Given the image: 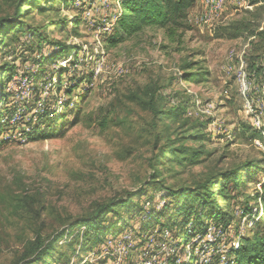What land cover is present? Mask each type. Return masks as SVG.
Returning a JSON list of instances; mask_svg holds the SVG:
<instances>
[{
    "label": "rangeland",
    "instance_id": "obj_1",
    "mask_svg": "<svg viewBox=\"0 0 264 264\" xmlns=\"http://www.w3.org/2000/svg\"><path fill=\"white\" fill-rule=\"evenodd\" d=\"M26 3L19 13L18 0H0L1 19L18 15L0 29V264H114L123 241V264H235L233 244L264 224V211L241 224L264 182L263 168L242 165H263L264 39L218 28L244 17L264 30V7L194 0L179 41L147 26L109 46L121 0ZM184 64L202 81L184 80ZM154 80L179 115L152 131L127 94ZM108 103L102 129L96 109ZM36 128L49 137L29 139ZM236 168L244 185L223 179ZM205 185L212 198L197 218L192 193ZM100 205L110 212L91 219ZM37 227L41 247L29 245Z\"/></svg>",
    "mask_w": 264,
    "mask_h": 264
},
{
    "label": "trees",
    "instance_id": "obj_2",
    "mask_svg": "<svg viewBox=\"0 0 264 264\" xmlns=\"http://www.w3.org/2000/svg\"><path fill=\"white\" fill-rule=\"evenodd\" d=\"M28 0H18V11L20 13V4L26 5V2ZM194 0H121V10L122 14L120 19L117 23L118 31L115 34L119 38L110 37L106 41L108 42L109 46L114 45L116 42L120 41L121 33L125 36L131 35L133 33H136L140 30H142L144 27L147 26H155L158 28H162L165 31V34L170 38L171 41H175L176 37L179 41L180 33L178 34V30L187 27V11L193 4ZM253 2H256L258 6L256 7V10L261 9L264 7V0H252ZM18 17V15L14 16V19L10 18H0V29L3 25L6 23L12 22ZM251 27V28H250ZM258 26H254V22L251 20H248L247 18L242 17L239 20H233L228 24L219 26L218 30L223 32L226 36L233 38L237 37L240 34H242L244 31L249 30L251 34L255 35L260 40L264 39V30H258ZM191 64H184L182 66V70H184V80L189 78H195V82L202 81L203 73H194L188 72ZM159 85L157 84L156 80L146 83L142 86H137L135 89L129 90L127 96L131 101H135L137 103L141 110L148 113L150 116V120L147 121L149 124V127L152 129L156 128L158 126V123L163 119H171L175 117L176 115H179L177 109L178 107L173 108H166L164 106V103H162V97L158 93L159 91ZM113 106H111L110 103H108L107 106H100L96 109L99 112L100 121L98 122L99 126L103 129L106 128L107 123L113 121V118L110 117V113L113 111ZM95 114V111H92L88 117L90 118ZM103 115V116H101ZM166 126V125H164ZM145 131H147L145 129ZM151 133L152 136V143L153 146H156V143L159 140V135L156 132L154 134ZM29 135V139L32 140H39L46 137H49L48 132H43L38 130L37 128L33 130ZM253 135V134H252ZM170 143H163L160 147L159 154L162 152H165V148L169 147ZM173 152L177 153H185L187 148H181V149H172ZM192 157H195V153H193ZM262 160H247L246 163L242 164L247 166V170L250 167H255L257 171H260L262 169L261 163ZM222 176H224V181H231L234 186H240L244 185L242 175L240 173V169L236 168L233 170L224 171L222 173ZM206 188V191L203 192H194L193 199H196L199 201V204L202 205L200 210H195V214L197 215V218L201 215V213L204 211L203 206L205 207L206 204L210 198H212V195H209L207 190V186H203ZM144 188H141L139 190L127 192L128 196L131 195H142L144 192ZM198 190V189H197ZM205 190V189H204ZM261 197L264 204V182L262 184L261 188ZM175 194L176 192H172ZM172 194V195H173ZM30 198L31 204L35 203V200H37V197L32 194L28 195ZM11 197L14 200L13 203L15 204V201L20 205L22 202L21 198L17 199V195L14 194L13 191H11ZM16 199V200H15ZM38 201V200H37ZM212 203L215 202V199L211 200ZM39 202V201H38ZM39 204V203H37ZM15 204L13 206L15 209L18 206ZM40 206V205H39ZM105 206H97L95 211L92 214L91 219H98L99 215L102 213H108L110 212V209H107ZM167 208V203L163 206V209ZM34 212V210H33ZM210 213V212H208ZM215 213H212V215ZM35 238L29 242V245H35L36 247L42 246V234L41 229L39 227L35 230ZM234 254V263L235 264H264V224L258 226V228L250 230L249 235H245L241 238L239 247L233 251Z\"/></svg>",
    "mask_w": 264,
    "mask_h": 264
},
{
    "label": "built area",
    "instance_id": "obj_3",
    "mask_svg": "<svg viewBox=\"0 0 264 264\" xmlns=\"http://www.w3.org/2000/svg\"><path fill=\"white\" fill-rule=\"evenodd\" d=\"M254 129V127H252ZM258 129V128H256ZM257 131V130H256ZM257 134L259 132H256ZM262 135V134H261ZM260 140V139H258ZM257 144L259 145V147L261 148L262 150V154H263V165H262V168L264 170V142L261 143L260 141L257 142ZM264 174V173H263ZM256 191L255 193L257 194L256 196V201L254 202V206L249 210V212L245 215V217L243 216L242 217V221H241V224H242V228L246 225V226H252L253 225V221L255 219H258L263 211H264V204H263V201H262V197H261V183L257 185V187L255 188ZM251 216V217H250ZM250 217V220L247 221V219ZM240 237L237 239V241L233 244V248L232 249H237L239 247V244H240ZM119 246H116L115 248H113V250H115L112 254V257L115 258V263L114 264H123L122 262L125 260V256L129 254V249L128 246L125 244V241H123V243H118ZM106 250V249H105ZM104 255H107V252L104 251L103 253ZM153 264L154 261L153 259H150L149 260V263L148 262H145V260H143L141 262V264Z\"/></svg>",
    "mask_w": 264,
    "mask_h": 264
}]
</instances>
